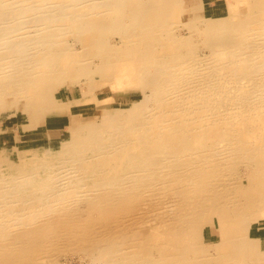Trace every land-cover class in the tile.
Instances as JSON below:
<instances>
[{
  "label": "bare ground",
  "instance_id": "1",
  "mask_svg": "<svg viewBox=\"0 0 264 264\" xmlns=\"http://www.w3.org/2000/svg\"><path fill=\"white\" fill-rule=\"evenodd\" d=\"M182 3L0 0V118L10 97L34 125L60 104L48 87L93 93V57L113 91L143 94L47 139L34 172L0 173V264H264L250 235L264 218V0L189 21ZM243 163L252 193L238 202L227 184ZM205 224L221 234L207 247Z\"/></svg>",
  "mask_w": 264,
  "mask_h": 264
},
{
  "label": "rangeland",
  "instance_id": "2",
  "mask_svg": "<svg viewBox=\"0 0 264 264\" xmlns=\"http://www.w3.org/2000/svg\"><path fill=\"white\" fill-rule=\"evenodd\" d=\"M200 1H202V4ZM229 1L231 0H183V7L181 6L182 17L186 21H189L203 17L217 18L227 16L230 12ZM231 18H228V20H231ZM179 34L183 36L187 35L186 31L179 32ZM198 37L195 39L201 48L198 52L200 54L203 53L202 56L204 55L203 57H206L213 52L212 48L214 46L206 44V49V46L200 43L203 37L199 41ZM118 38L115 35L112 40L116 41ZM79 45L78 43L76 47L79 48ZM101 60L100 57L91 58V69H95L94 73L90 76L83 77L81 81L83 85L92 83L93 88L95 87L93 93L84 94L83 87L80 85L48 87L46 96H52L53 100L59 101L60 104L48 111V114H51L49 117L39 113L36 114L33 119L34 125H30V118L24 112L25 102L20 101L18 106H16L14 98H7L4 110L8 111L5 114L10 119L0 118V149L9 152L10 155L9 158H0L1 174L11 173L13 169L17 170L15 174H18L19 171L21 172L18 168H21V165L24 163V166H26L28 162L27 165L29 167L26 166L24 167L25 169H22L26 173L34 172L32 168L38 166L37 163L35 164L37 161L35 153L36 155L44 153V146L47 139L50 141L60 140L67 138L72 128L78 130L87 126H96L102 120L105 113L113 112L116 108H129L142 98V92L137 89L113 91L108 78L102 73H98V66L96 65H100ZM96 61L98 62L96 63ZM226 99L229 98H224V100ZM246 166L245 163L239 165L236 169L237 171L229 177V183L227 184L231 192V197L238 202L246 200L248 195L252 193L250 171ZM28 170L29 172H27ZM246 172L247 174H245ZM170 203L174 205V202ZM200 234L202 236V245L205 247L219 242L221 237L220 230L213 224H205L201 228ZM250 235L254 238H264V218L253 224ZM59 261V264H90L88 259L82 257L80 254L77 255L74 253H65Z\"/></svg>",
  "mask_w": 264,
  "mask_h": 264
},
{
  "label": "crops",
  "instance_id": "3",
  "mask_svg": "<svg viewBox=\"0 0 264 264\" xmlns=\"http://www.w3.org/2000/svg\"><path fill=\"white\" fill-rule=\"evenodd\" d=\"M201 2V4H202V1H200ZM206 5V4H205Z\"/></svg>",
  "mask_w": 264,
  "mask_h": 264
}]
</instances>
